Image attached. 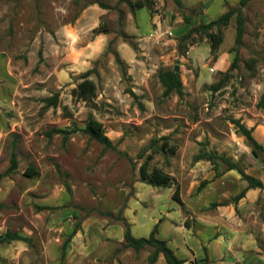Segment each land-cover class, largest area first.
Here are the masks:
<instances>
[{
	"label": "rangeland",
	"instance_id": "1",
	"mask_svg": "<svg viewBox=\"0 0 264 264\" xmlns=\"http://www.w3.org/2000/svg\"><path fill=\"white\" fill-rule=\"evenodd\" d=\"M238 7L0 0V175L13 153L18 160L0 179V238L28 239L0 241V264H149L153 248L127 247L126 226L136 238L156 228L185 264H264V189L247 190L228 169L264 183V153L255 157L234 123L253 128L264 147V0L242 8L241 46L234 18L220 32L189 33ZM89 70L96 94L80 99ZM167 71L182 93L165 94ZM91 120L116 149L83 132ZM146 160L171 182L142 180ZM155 264L167 263L159 255Z\"/></svg>",
	"mask_w": 264,
	"mask_h": 264
},
{
	"label": "trees",
	"instance_id": "2",
	"mask_svg": "<svg viewBox=\"0 0 264 264\" xmlns=\"http://www.w3.org/2000/svg\"><path fill=\"white\" fill-rule=\"evenodd\" d=\"M132 9V11L136 8L142 9V8H149L152 5V0H142L136 4V6L131 2V0H124ZM250 1L252 0H239L240 7L238 8H232L229 9L227 12L222 14L218 19L213 20L207 24H201L196 28H193L189 33H198V32H204L208 33L212 28L216 27L218 29V32H220V27L227 26L231 20L234 18L236 21V37H235V43L238 46H241L243 43V36H244V23L245 19L242 13V8L245 7ZM221 36H217V41L212 46V49H215V45L220 42ZM238 50L235 55V59L233 62V67L237 65L238 62ZM117 62L121 64L120 59H117ZM92 73V70L87 71L85 74H83V81L78 85L77 87V95L78 97L84 98L88 94L95 95L96 94V87L95 84L88 79L90 74ZM161 81L166 87L165 94H169L173 91H178L179 93H182V84L179 79V75L176 74L173 71H167L160 76ZM238 128V132L245 137V139L249 142L252 148V153L255 157H259V153H264V147L256 140V138L253 135V128H248L244 124H241L240 122L236 121L234 122ZM83 132L89 135V137L100 144L104 146L106 149H116L113 145L112 141L105 135L103 131V126L100 122L96 120H91L87 123L85 128L83 129ZM52 133L56 134H62L64 137L69 135L71 132L67 129H54L52 130ZM222 161H226L224 158L218 157ZM148 159V158H147ZM203 159H207L212 161L214 159V156L208 155V156H196L195 161H200ZM227 162V161H226ZM18 167V160L15 153L12 154L11 157V164L8 170L5 172L4 175H8L9 173L16 170ZM263 168H264V162H263ZM228 169L229 170H236L242 175L245 181H247L248 186L247 190L249 189H264V183L256 179L252 176L246 175L241 170H238L239 168L232 163H228ZM35 170L33 168H28L26 171V176L30 177L35 174ZM0 175V179L4 176ZM140 176L142 180L147 181L149 185L152 186H166L171 182V176L165 173H162L159 170H154L151 174L147 170V160L146 162L141 166L140 168ZM202 183L200 185V188L203 187ZM246 190V191H247ZM245 190H243L240 194H238L234 199V203H237L239 200H241L245 196ZM178 190H176L174 197L177 198ZM157 233L156 228L150 233V236L148 238H136L131 234L129 226H126L125 232H124V241L127 247L132 248L135 251H139L145 247H151L153 248L152 254L149 256V264H155L157 262V259L159 255H162L165 259V262L167 264H184L185 261L181 258H179L172 248H170L167 245V242L164 240H161L157 238L155 235ZM0 241L3 242H11V241H27L28 239L24 236H21L18 233H12L8 231L4 236L0 238Z\"/></svg>",
	"mask_w": 264,
	"mask_h": 264
},
{
	"label": "water",
	"instance_id": "3",
	"mask_svg": "<svg viewBox=\"0 0 264 264\" xmlns=\"http://www.w3.org/2000/svg\"><path fill=\"white\" fill-rule=\"evenodd\" d=\"M178 70H179L178 67H176V68H175V72H178Z\"/></svg>",
	"mask_w": 264,
	"mask_h": 264
},
{
	"label": "crops",
	"instance_id": "4",
	"mask_svg": "<svg viewBox=\"0 0 264 264\" xmlns=\"http://www.w3.org/2000/svg\"><path fill=\"white\" fill-rule=\"evenodd\" d=\"M185 264V263H184Z\"/></svg>",
	"mask_w": 264,
	"mask_h": 264
}]
</instances>
